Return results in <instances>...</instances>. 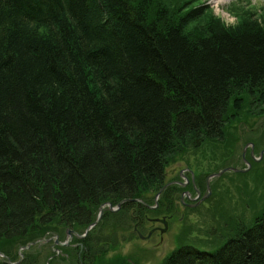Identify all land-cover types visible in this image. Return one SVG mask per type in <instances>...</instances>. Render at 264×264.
I'll return each instance as SVG.
<instances>
[{
  "label": "trees",
  "instance_id": "trees-1",
  "mask_svg": "<svg viewBox=\"0 0 264 264\" xmlns=\"http://www.w3.org/2000/svg\"><path fill=\"white\" fill-rule=\"evenodd\" d=\"M190 1L0 0V252L12 262L29 241L80 232L105 202L128 200L102 220L159 214L133 199L162 189L186 146L222 137L243 103H264V19L242 12L228 27ZM179 191L161 202L172 209ZM231 231L161 264H264V212Z\"/></svg>",
  "mask_w": 264,
  "mask_h": 264
},
{
  "label": "rangeland",
  "instance_id": "rangeland-1",
  "mask_svg": "<svg viewBox=\"0 0 264 264\" xmlns=\"http://www.w3.org/2000/svg\"><path fill=\"white\" fill-rule=\"evenodd\" d=\"M165 1L169 3L174 0ZM190 2L195 6L207 5L210 11L209 16L218 17L228 27L241 20L242 12L254 13V16L258 14L256 17L260 22L264 19V0L219 2L192 0ZM246 141L264 145V103L260 101L243 103L241 110L229 119L226 131L221 138L205 139L196 147L188 145L181 155L174 156V162L166 170V182L174 177L172 174H176L179 169L188 168L199 177L203 185L206 175L218 172L224 167L221 166L224 160L238 156L241 146ZM238 161L240 164L238 168L244 171L228 170L219 177H213L210 181L212 192L204 195L193 205H190L192 203L190 197L195 198V194L187 193L182 204L174 203L176 207H172L171 211L169 206L165 205V199L163 198L162 202L160 200L162 192L154 191L152 196L145 197V202L151 207L153 205L149 203L151 200L154 203L158 202V205H164V209L159 214H173L169 218L167 229L161 235L155 232L148 239L138 238L132 230L135 220L131 219V215H138V213L130 211L129 219L119 216L109 220L106 218L102 220V214L96 226L88 231L94 234L95 238L87 243L96 246L108 232L111 243L107 244L108 249L94 257V264H161L172 250L179 248L182 244H190V247L194 249L205 251H214L220 247L232 236L234 231L231 230L235 229L239 223L250 224L257 215L264 212V161L253 163L257 166L250 167L243 166L240 159ZM172 168L175 169V173L171 172ZM201 191L203 192V188ZM144 207L149 208L146 204ZM159 214L149 212L147 215L151 217ZM110 223L116 226L106 232L104 227L107 225L111 228ZM144 226L146 229L150 227L148 224ZM143 233L145 234L144 231ZM40 239L27 243L32 244L24 252L26 258L21 264H58L56 257L47 260L50 255H53V251L46 246L47 244L43 245V242L36 243ZM94 248L90 247V250ZM88 257L87 259L90 260V256Z\"/></svg>",
  "mask_w": 264,
  "mask_h": 264
},
{
  "label": "flooded vegetation",
  "instance_id": "flooded-vegetation-1",
  "mask_svg": "<svg viewBox=\"0 0 264 264\" xmlns=\"http://www.w3.org/2000/svg\"><path fill=\"white\" fill-rule=\"evenodd\" d=\"M221 138V137H220ZM238 159H240V162H242L243 166H257V165H253V163L256 162H263L264 161V145H256V143L254 142H250V141H246L240 148V152L238 153V156H234L233 158H229L227 160H224V162L222 163L221 166L222 167L220 170H218V172L222 171L219 175H217L218 172L216 173H208L205 177V182L202 185L199 177L196 176L194 174V172L190 169V172L187 174L186 169H179L177 171V173L174 176H177L179 178H174V183L178 185L181 190L179 192H177L178 194V199H176L175 201H179L181 202V200H184V196L188 194H195V198H191L190 197V205H193L196 201H198L200 198H202L204 195H208L210 194V192H212L211 186H210V181L213 177H219L222 173H226L228 172V170H230L231 172L234 171H242V168H238L239 161ZM247 168V167H245ZM173 172V170H172ZM203 188V192L201 191ZM205 191V192H204ZM182 204V203H181ZM188 204V203H185ZM160 205L157 204L155 205V207H159ZM170 211L172 209H169ZM173 214H159L156 217H161V218H165L168 220L169 223V218L172 216ZM136 217V216H135ZM146 217V216H145ZM142 222V220L137 217V222L136 223H140ZM161 224V223H160ZM138 226V225H137ZM69 228H66L64 230V232L62 234L59 235V238L61 239V244L57 245L55 243H50L48 244L49 249L51 251L56 252V254L59 255V260H58V264H94L93 260L90 259L88 260L87 258L93 257L91 256V254L94 251H97L98 249L101 248V246L103 245L102 241H99L98 244L96 246H93L89 243H87L86 238H88L89 236V232H87L85 234V236L82 235H74L71 233V238H69V234H67V230ZM72 230V229H70ZM76 231V230H73ZM77 232V231H76ZM84 232V230L82 231ZM79 232V233H82ZM91 236H89L88 240H92L94 237V234H90ZM106 235V233H105ZM99 240V238H98ZM86 243H85V242ZM95 241V240H94ZM90 247H95L94 249L90 250ZM90 253H89V250ZM106 249H108V247H106ZM71 254L75 256L74 258H71ZM53 255H50L49 258H47V260H51ZM48 262V261H47Z\"/></svg>",
  "mask_w": 264,
  "mask_h": 264
},
{
  "label": "water",
  "instance_id": "water-1",
  "mask_svg": "<svg viewBox=\"0 0 264 264\" xmlns=\"http://www.w3.org/2000/svg\"><path fill=\"white\" fill-rule=\"evenodd\" d=\"M225 170V169H224ZM224 170H221L220 172H218L217 173V175H219L222 171H224ZM243 171V170H242ZM133 200H136V199H133ZM125 201H127L126 199H123V200H121L117 205V207H119L123 202H125ZM103 207H104V204H101L100 205V207H99V217H100V215L102 214V209H103ZM108 208H109V210H115L116 208H114V207H112V205L110 204V203H108ZM99 218H97L93 223H91V224H89V226L86 228V230H89V228L90 227H92L94 224H96V222H97V220H98ZM148 235H150V233L148 234ZM42 240V239H41ZM41 240H38V241H41ZM33 243H35V242H33ZM55 243H59V241H55ZM32 243H30V244H27L26 246H24V248H29L30 247V245H31ZM60 244V243H59Z\"/></svg>",
  "mask_w": 264,
  "mask_h": 264
},
{
  "label": "bare ground",
  "instance_id": "bare-ground-1",
  "mask_svg": "<svg viewBox=\"0 0 264 264\" xmlns=\"http://www.w3.org/2000/svg\"><path fill=\"white\" fill-rule=\"evenodd\" d=\"M217 1L219 2V1H222V0H217Z\"/></svg>",
  "mask_w": 264,
  "mask_h": 264
}]
</instances>
